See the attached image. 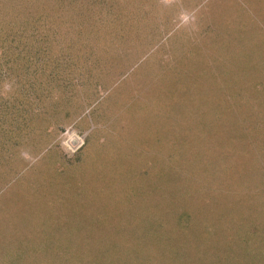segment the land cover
<instances>
[{
	"label": "rangeland",
	"instance_id": "1",
	"mask_svg": "<svg viewBox=\"0 0 264 264\" xmlns=\"http://www.w3.org/2000/svg\"><path fill=\"white\" fill-rule=\"evenodd\" d=\"M7 2L0 264H264V0Z\"/></svg>",
	"mask_w": 264,
	"mask_h": 264
},
{
	"label": "trees",
	"instance_id": "2",
	"mask_svg": "<svg viewBox=\"0 0 264 264\" xmlns=\"http://www.w3.org/2000/svg\"><path fill=\"white\" fill-rule=\"evenodd\" d=\"M10 3H11V5H13V6H20V4L23 2V4L24 5H36V4H38V3H40L41 1H43V0H8ZM18 2V3H17ZM44 2H46V3H48V4H46L44 7L48 10V12H51V11H58V13L59 12H64V11H66L65 12V14H69V13H73V14H76L77 16L80 14V16H82V15H84L85 13H87V10L89 11L90 10V8H94V6H87L89 3V0H44ZM59 3V4H57V5H55L56 3ZM14 3H17V4H14ZM9 3L7 2V0H0V13H2V9H3V7H7V6H10V5H8ZM90 5V4H89ZM102 9H109V6H108V4H107V0H102ZM38 16H40V17H37V20L38 21H42V20H44V19H47V15L45 14H43L42 16H41V14L40 13H38L37 14ZM35 16V15H34ZM61 16V15H60ZM102 17H103V26L105 27H107L108 28V30L109 29H111V31L109 30V32H110V34H113L114 33V31H116V30H118V29H121L122 31L124 30V21H122L121 19H119L120 17H119V15L115 12V16L114 15H108V14H106V15H104L103 13H102ZM121 20V21H120ZM46 21V20H45ZM120 25H122V27L120 26ZM107 34V33H106ZM108 36V35H107ZM109 36H111V35H109ZM108 36V37H109ZM110 39V38H109ZM218 158V157H217ZM218 170V169H217ZM217 175H220L219 173H216V174H214V176H217ZM234 174H232V176H233ZM243 185V184H242ZM234 186H236L235 188H243V187H245L244 185L243 186H241V185H235V183H234V185H230V189H229V191L230 190H232L233 188H234ZM233 187V188H232ZM234 188V189H235ZM243 195V194H242ZM242 195L240 194V196L235 200V197L233 196V203H235L234 204V210H235V213L237 214V212H238V210H239V214L238 215H241V216H243V214H244V212H248L249 210H246V205H245V203H244V201L243 200H245L246 201V198H247V200H249L250 199V197L248 196V194H247V192L245 193V199L243 198L242 199ZM229 196H230V194H229ZM254 196L255 195H253V199H254ZM255 200V199H254ZM257 200H259V199H257ZM233 206H231V207H229L230 209L228 210V213H230L231 214V212H230V210H231V208H232ZM255 208H253L254 210H259V212H261V210L260 209H262L263 208V203H262V201H258L257 203H256V205L254 206ZM238 209V210H237ZM214 211H212V214H215V212L213 213ZM217 214V213H216ZM229 214V215H230ZM234 216H236V215H234ZM223 221V220H222ZM253 232H254V234H258V227H256L254 230H253ZM169 249H171V248H169ZM168 248L167 249H165V250H169ZM184 251H185V249H183ZM262 253H261V257H262V259L261 258H256V260H264V258H263V256H264V244H263V246H262ZM250 255H253V256H257L256 255V253L254 252V251H251L250 252Z\"/></svg>",
	"mask_w": 264,
	"mask_h": 264
}]
</instances>
